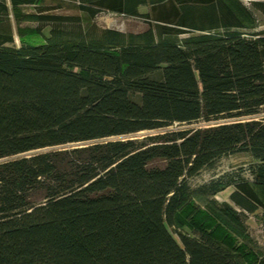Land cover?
<instances>
[{
  "label": "trees",
  "instance_id": "trees-1",
  "mask_svg": "<svg viewBox=\"0 0 264 264\" xmlns=\"http://www.w3.org/2000/svg\"><path fill=\"white\" fill-rule=\"evenodd\" d=\"M7 1L0 0V264H264V253L179 228L195 193L228 185L235 214L264 211V28L256 29L252 11L264 16V0H72L90 18L107 10L146 26L89 33L79 16L40 14L56 21L50 37L19 47L8 46ZM9 2L46 10L42 0ZM198 122L209 125L113 139ZM236 152L257 161L251 181L190 187Z\"/></svg>",
  "mask_w": 264,
  "mask_h": 264
},
{
  "label": "rangeland",
  "instance_id": "rangeland-1",
  "mask_svg": "<svg viewBox=\"0 0 264 264\" xmlns=\"http://www.w3.org/2000/svg\"><path fill=\"white\" fill-rule=\"evenodd\" d=\"M247 7H251V0H240ZM9 24L14 35V43L8 46L19 47L21 42L33 43L35 45L42 44L46 38L50 37V30L56 21H39L37 15H62V16H79L81 18L82 27L85 32L92 33V29L97 30L105 28H113L122 32H139L145 28V23L141 18L122 15L107 10H102L90 18L86 13L79 10L77 2L72 0H42L41 7L46 10L39 11L34 5H23L17 10L11 8L9 0ZM252 10V9H251ZM139 11L144 13L148 11V6L142 5ZM255 16L256 29L264 28V16L257 11L252 10ZM64 23L69 21L63 20ZM65 25V24H64ZM36 27H40L41 34H37ZM253 28H247L243 31L248 32ZM98 31V32H99ZM94 32V33H95ZM222 121V120H221ZM212 122L211 124H213ZM208 123L198 122L191 124L173 123L170 126L157 129L146 130L125 137L119 138H141L148 134L178 129V128H194L197 126H206ZM78 143L68 144V147L76 146ZM257 161L247 152H236L223 156L216 160L211 166L203 169L197 176L193 177L190 182L192 189L202 187L216 179L229 181L231 177L241 176L249 181L252 180L250 167ZM233 190L232 185H228L214 195H206L195 193L185 205V221L179 223V228L187 232L192 229H205L212 232L220 238L226 245L242 250L251 251L253 253H264V211L258 209L254 213L241 212L235 214L233 209L227 207L232 203L229 200V194ZM264 199V188L258 189ZM233 206V205H232ZM172 236L179 242L177 233L172 227H168Z\"/></svg>",
  "mask_w": 264,
  "mask_h": 264
}]
</instances>
